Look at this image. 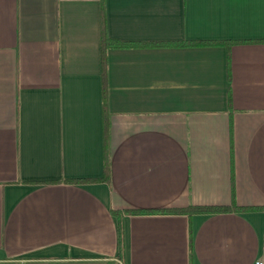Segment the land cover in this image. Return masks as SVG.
Instances as JSON below:
<instances>
[{
  "label": "crops",
  "instance_id": "crops-1",
  "mask_svg": "<svg viewBox=\"0 0 264 264\" xmlns=\"http://www.w3.org/2000/svg\"><path fill=\"white\" fill-rule=\"evenodd\" d=\"M260 258L264 0H0V264Z\"/></svg>",
  "mask_w": 264,
  "mask_h": 264
},
{
  "label": "trees",
  "instance_id": "trees-1",
  "mask_svg": "<svg viewBox=\"0 0 264 264\" xmlns=\"http://www.w3.org/2000/svg\"><path fill=\"white\" fill-rule=\"evenodd\" d=\"M211 43H216V42H191L189 43L190 45H201V44H211ZM161 44V43H160ZM125 43L118 42L115 40H112L108 37L106 30L104 28V18H103V29H102V49H103V79L106 84V56H105V51L109 47H119V46H124ZM105 87V95H106V86ZM230 210L228 207H220V206H197V205H191L188 208L184 209L183 211L189 212V213H215V212H224Z\"/></svg>",
  "mask_w": 264,
  "mask_h": 264
},
{
  "label": "built area",
  "instance_id": "built-area-1",
  "mask_svg": "<svg viewBox=\"0 0 264 264\" xmlns=\"http://www.w3.org/2000/svg\"><path fill=\"white\" fill-rule=\"evenodd\" d=\"M254 264H264V258L257 259Z\"/></svg>",
  "mask_w": 264,
  "mask_h": 264
}]
</instances>
